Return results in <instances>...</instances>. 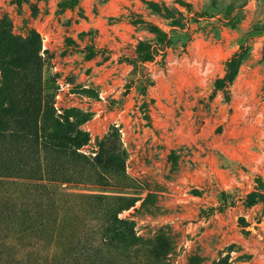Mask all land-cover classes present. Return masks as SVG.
<instances>
[{
	"label": "rangeland",
	"instance_id": "374dc122",
	"mask_svg": "<svg viewBox=\"0 0 264 264\" xmlns=\"http://www.w3.org/2000/svg\"><path fill=\"white\" fill-rule=\"evenodd\" d=\"M236 56L225 93L216 82ZM42 99L38 128L74 123L89 160L119 131L135 184L106 190L142 200L119 214L127 233L108 243L105 264H264V0H0V134L28 125ZM15 181L52 194L105 190ZM6 201L0 264H31L34 242L39 255H62L48 248L56 236L94 241L98 215L76 203L58 226L47 207ZM161 237L165 257L143 244Z\"/></svg>",
	"mask_w": 264,
	"mask_h": 264
},
{
	"label": "trees",
	"instance_id": "16d2710c",
	"mask_svg": "<svg viewBox=\"0 0 264 264\" xmlns=\"http://www.w3.org/2000/svg\"><path fill=\"white\" fill-rule=\"evenodd\" d=\"M78 2L79 0H71V6L77 5ZM148 54L150 52H146L140 57L142 62L150 60ZM239 67L240 57L236 56L228 61L225 76L216 82L217 89L224 90L225 93L228 92L227 88L236 77ZM46 109L47 104L42 99V104L40 102V106L33 109L34 113L36 111V115L32 116L28 125L25 124L19 129L7 130L0 134V141L3 142V145H0V204L5 199L8 200L6 201L8 204V202H13L14 198H26L28 201L25 204L29 202L26 204L27 208H29L28 204L33 203L50 209L58 226L64 222L68 207L75 203L79 205L81 212L90 213V216L97 213L98 217L92 218V221L97 224V229L92 232L94 239L92 244L83 241L79 231L73 233L71 239L67 240L64 245H62L61 237L56 236V240L49 243L48 248L58 252L54 247L57 249L64 246V254L39 255L37 243L34 242L28 245L26 261L29 259L31 264H105L103 251L107 248L108 243L127 233L124 229H127V222L120 219L119 214L134 207L138 201L142 200L135 195L125 194L128 192L113 193L106 190L108 186L126 188L135 184V181L126 172L127 153L121 144L119 131L117 127H112L100 143V152L92 160H89L79 152L80 147L87 142L86 134L81 128L75 127L74 123L63 127L38 128L37 110L45 112ZM56 121L58 120L56 119ZM22 178L62 184L90 183L97 188H105V190L99 189L94 193L77 194L56 191L54 196L49 190L44 192L37 190L39 187L25 183L27 181H15V179ZM9 184L16 187H7ZM19 186L26 188H19ZM8 192H12L9 198H12L13 201L7 199L9 195L6 193ZM41 193H46L47 201L44 197L39 198ZM56 195L63 197L62 204L59 202L58 205L55 200ZM150 197H153L151 193L143 199L142 204ZM87 203H90L89 210L85 209ZM79 214L76 212L75 215L80 217ZM88 220L89 218H87ZM156 241L142 243L151 245L153 253L158 257H165L169 252L170 244L162 237ZM138 244H140L139 238L135 237V242L131 246ZM3 245L8 246L6 241L3 242ZM125 251L128 252V248ZM83 255H87V257L83 258ZM17 260L19 263L24 261L23 259ZM192 264H196L195 259Z\"/></svg>",
	"mask_w": 264,
	"mask_h": 264
}]
</instances>
